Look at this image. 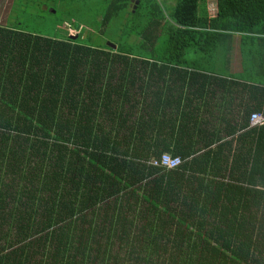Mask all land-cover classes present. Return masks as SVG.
Listing matches in <instances>:
<instances>
[{"label": "trees", "instance_id": "1", "mask_svg": "<svg viewBox=\"0 0 264 264\" xmlns=\"http://www.w3.org/2000/svg\"><path fill=\"white\" fill-rule=\"evenodd\" d=\"M207 2L114 0L98 24L125 20L121 44L0 25V264H264V128L249 123L264 113V0H217L214 17ZM236 39L260 79L229 73ZM137 81L147 119L144 107L126 134L107 131L100 118ZM212 86L241 93L243 116L231 97L224 128L160 117L177 90ZM165 153L181 163L160 165ZM10 201L23 210L3 213Z\"/></svg>", "mask_w": 264, "mask_h": 264}, {"label": "rangeland", "instance_id": "2", "mask_svg": "<svg viewBox=\"0 0 264 264\" xmlns=\"http://www.w3.org/2000/svg\"><path fill=\"white\" fill-rule=\"evenodd\" d=\"M112 1L114 0H28V2H23L26 6L28 5L27 12L29 13L30 7H37L38 14H35L33 16L29 14L25 15L24 13L21 15L19 22L22 23L21 27H23L25 30H29L46 36L65 37L67 36V32L69 36H73L75 38L80 34L84 36V39L86 36H90L92 37V43H96L97 40H102L106 43L112 42L114 44H121L125 42L127 38L129 39V35L126 32L130 29V25H125V20L122 21V18L118 20L113 19L109 23V25H105V27H102L101 30H99L100 25L98 23L102 21V14L107 11L108 5ZM160 1H166L167 7L169 9H172L177 4V0ZM41 6H44L47 9L41 10ZM9 9L10 6L8 0H1V12L6 13L7 11H9ZM207 11L209 16H215L217 13V1L208 0ZM51 13H53L52 16H50ZM132 18H134V16ZM0 25L5 26L6 24H4L3 22ZM132 25L133 24H131V26ZM70 28L75 31H70L72 30ZM133 53H135V51H133ZM241 57L242 55L240 52L239 41L238 39H236L234 40V49L232 54L230 55V61L228 64L229 71L232 73L235 72V74H237V77L241 81L249 82L255 81V79H260V76L257 74V72L262 69V67L259 64L253 63L252 61H254V59H251L250 61H247L242 65ZM135 67L137 68V74L142 77V69H140L139 63H137ZM120 68V66H116V68L114 69L115 77L112 79V85H116L120 82V78L118 77L120 75ZM240 71L241 73H239ZM211 89L214 90L212 91ZM212 92H214V96H210ZM128 93V101H126L125 99L118 100V97L115 96L112 111H110L108 115L106 114V118H100L102 125L107 131L112 129V132L115 133L116 130H118L120 127L119 134H126L130 130V128H132V122L134 123L135 120L142 114L141 112L144 110V107L146 108V111H143L145 112V115L143 117L144 119H147L146 112L150 111V108L147 106V103H150V101H146L147 99L143 98L144 94L141 90V82L137 81L134 86L129 87ZM190 97L193 99L192 110L194 111V115L200 117V120L214 119L215 121L212 124L213 126H219L220 124H222V127H225L226 123L218 124V121L222 114H226V112L223 110V104H227L231 97L234 98L231 102L232 104L226 109H228V111L230 112L232 111V113L234 112V116L237 115L238 111H241V117L244 114L243 110L239 108V104H243L246 101L242 99V95L239 92H234L232 96H229L226 92H223L221 89L217 88V86H212V88L208 89L206 98L202 100H195L199 97H194L193 95H190ZM213 97H215V99L210 101V99H212ZM203 101L207 102V108L212 109L213 113L211 115H202L203 111L200 108L201 104H203ZM209 101L211 102V107ZM184 102H186V99H184ZM132 104L136 105V108L131 107ZM195 106H199V108L195 109ZM220 106L221 110L219 109ZM119 113H121L122 117L126 114L128 116L123 126L118 125V122H120V118L118 116ZM167 115H171L170 117H172L173 119L175 118V113H173L171 110L167 111ZM179 122H182V120L180 119ZM203 128L205 127L199 125L197 129L192 132L198 135V129ZM196 139L198 140V138ZM29 203L30 202H28V204ZM13 207H17L20 211L23 210V206H21L18 201H10L3 213H9ZM89 217H91L90 214H88V218ZM143 226L145 225L141 223L137 224L138 229ZM3 230L4 233H8V231H10V239H5V241L2 240V244L7 243V241H9L10 243L14 238V227L10 228L5 226ZM10 248H7V250H10ZM36 257L37 262L41 260L39 255ZM41 261L44 262L43 260Z\"/></svg>", "mask_w": 264, "mask_h": 264}, {"label": "crops", "instance_id": "3", "mask_svg": "<svg viewBox=\"0 0 264 264\" xmlns=\"http://www.w3.org/2000/svg\"><path fill=\"white\" fill-rule=\"evenodd\" d=\"M24 1L28 2V0H24ZM24 1L23 0H8L10 9L6 13H2L0 10V12H1L0 24L4 22V24L8 25L10 22H12L14 27H16V24H18V23L22 24L21 22H19V19H20L22 14L25 13V15L29 14V15H33V16L35 14H38V8L37 7H30L29 13H28L27 12L28 5L26 6L23 3ZM40 9L45 10L47 8L44 6H41ZM239 73H241V71ZM230 74H232L234 77H237V74H235V72L234 73L230 72ZM233 79H237V78H233ZM175 93H176L177 99H175L173 101H176V104H173V107H171V108L168 106H161V108L159 110L160 117L167 115L168 110H171L173 113H175V117H176V114L178 111L189 112V115L190 114L194 115V111L192 110L193 99L190 98L192 100H187L188 96H187L186 90H184V91L183 90H177ZM184 99H186V102H184ZM198 99H201V98H196L195 100H198ZM179 101H182L181 104L179 103ZM187 103H190V104H187ZM206 106H207V102L203 101V104H201V108H200L203 111V114H206V112H208V108ZM163 107L167 108V109H164ZM198 108H199V106H195V109H198ZM169 116H171V115H169ZM177 118H179V117H177Z\"/></svg>", "mask_w": 264, "mask_h": 264}, {"label": "built area", "instance_id": "4", "mask_svg": "<svg viewBox=\"0 0 264 264\" xmlns=\"http://www.w3.org/2000/svg\"><path fill=\"white\" fill-rule=\"evenodd\" d=\"M72 29V28H70ZM75 31V30H70ZM250 128H264V113L254 112L250 116ZM181 163L180 158H172L168 153L162 156L160 165L166 167L167 169H174ZM154 165H159L158 161L153 162Z\"/></svg>", "mask_w": 264, "mask_h": 264}, {"label": "clouds", "instance_id": "5", "mask_svg": "<svg viewBox=\"0 0 264 264\" xmlns=\"http://www.w3.org/2000/svg\"><path fill=\"white\" fill-rule=\"evenodd\" d=\"M214 1H217V0H214ZM217 12H218V7H217ZM216 15H217V13H216ZM211 17H214V16H211Z\"/></svg>", "mask_w": 264, "mask_h": 264}, {"label": "water", "instance_id": "6", "mask_svg": "<svg viewBox=\"0 0 264 264\" xmlns=\"http://www.w3.org/2000/svg\"><path fill=\"white\" fill-rule=\"evenodd\" d=\"M112 47H113L114 49H116V46L112 45Z\"/></svg>", "mask_w": 264, "mask_h": 264}]
</instances>
